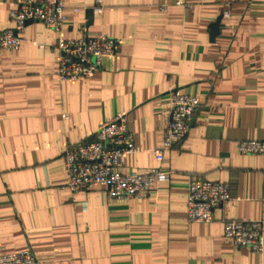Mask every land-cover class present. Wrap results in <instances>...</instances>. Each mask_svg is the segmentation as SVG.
I'll return each instance as SVG.
<instances>
[{
    "label": "crops",
    "instance_id": "0c3cea01",
    "mask_svg": "<svg viewBox=\"0 0 264 264\" xmlns=\"http://www.w3.org/2000/svg\"><path fill=\"white\" fill-rule=\"evenodd\" d=\"M64 0L61 35L114 38L119 51L87 80L57 77L58 33L29 22L15 50L0 47V254L29 249L39 264H264L223 235L225 219L262 220L264 0ZM14 0H0V32ZM78 8V11H74ZM218 26L214 29V24ZM195 97L187 136L164 151L169 91ZM126 112L135 152L120 171L169 174L146 198L110 200L105 189L64 186L63 154ZM229 184L208 223L186 216L194 180Z\"/></svg>",
    "mask_w": 264,
    "mask_h": 264
},
{
    "label": "built area",
    "instance_id": "2783aa9c",
    "mask_svg": "<svg viewBox=\"0 0 264 264\" xmlns=\"http://www.w3.org/2000/svg\"><path fill=\"white\" fill-rule=\"evenodd\" d=\"M15 6L8 17L12 27L0 32V47L15 50L19 46V34L29 22H41L46 28L58 33L55 48L58 51L57 77L60 81L87 80L103 67L106 57L119 51V44L104 34L88 37L85 26L79 39H66L61 35L64 0H14ZM74 8V11H78ZM95 14H101L103 4L95 0ZM169 120L163 130L162 143L153 150L158 163L164 151L180 143L188 134L197 98L177 89L169 92ZM126 112H119L100 124L93 139L68 148L63 154L66 173L64 186L72 192L92 187L105 189L110 200L146 198L156 183L167 181L169 174L159 166L144 171L123 173L120 168L124 156L135 152L134 135L127 126ZM241 154L264 156V142L242 140L238 143ZM230 198L229 184L209 180H194L189 183L186 195V216L192 223H208L213 220V211ZM223 235L235 246L247 247L256 253L264 249L262 220L225 219ZM0 264H39L29 249L0 254Z\"/></svg>",
    "mask_w": 264,
    "mask_h": 264
},
{
    "label": "water",
    "instance_id": "95a60500",
    "mask_svg": "<svg viewBox=\"0 0 264 264\" xmlns=\"http://www.w3.org/2000/svg\"><path fill=\"white\" fill-rule=\"evenodd\" d=\"M216 26H218V24H217V23H215V24H214V27H213V28L215 29V28H216Z\"/></svg>",
    "mask_w": 264,
    "mask_h": 264
}]
</instances>
